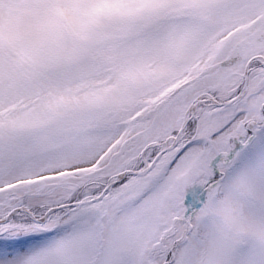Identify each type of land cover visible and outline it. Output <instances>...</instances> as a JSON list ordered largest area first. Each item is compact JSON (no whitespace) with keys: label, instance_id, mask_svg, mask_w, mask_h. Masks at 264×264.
<instances>
[{"label":"snow or ice","instance_id":"6c2138e0","mask_svg":"<svg viewBox=\"0 0 264 264\" xmlns=\"http://www.w3.org/2000/svg\"><path fill=\"white\" fill-rule=\"evenodd\" d=\"M0 264H264V0H0Z\"/></svg>","mask_w":264,"mask_h":264}]
</instances>
